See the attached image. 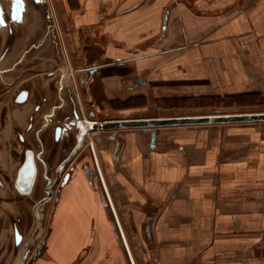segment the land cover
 <instances>
[{"label":"crops","instance_id":"crops-1","mask_svg":"<svg viewBox=\"0 0 264 264\" xmlns=\"http://www.w3.org/2000/svg\"><path fill=\"white\" fill-rule=\"evenodd\" d=\"M58 2L84 101L101 118L264 99V0ZM39 93L48 92L32 87L29 102ZM153 130L94 134L125 240L83 176L32 264H264V122Z\"/></svg>","mask_w":264,"mask_h":264},{"label":"rangeland","instance_id":"rangeland-1","mask_svg":"<svg viewBox=\"0 0 264 264\" xmlns=\"http://www.w3.org/2000/svg\"><path fill=\"white\" fill-rule=\"evenodd\" d=\"M29 2H30V7L26 14L25 20L23 23L19 24L20 26L16 25L15 27L16 32L14 35L18 39H20L23 43L29 44L32 40L27 41L28 35L34 38L36 35L41 36L46 32V35H48V42L46 47L43 48L42 52L34 56L32 59L28 57L27 60H24L18 65L20 69L6 76L7 80L9 79L13 80L14 84L12 86H7L0 82V101L15 102L13 99L15 92L20 88L27 87L28 85L31 88L36 87V89L42 87L47 89L48 92L46 94L48 98V101L46 102V109H49L52 104L57 102H59V104L62 105L59 108L58 117H59V123H63L64 127L66 125H70V123L68 122L69 119L71 121L77 120L75 118V114L73 111H77L79 113L80 118L82 119L100 121V117L98 116L91 117L89 115L88 111L90 109L95 110L97 112L94 105H92V102L84 101L82 94V87L85 89L86 83L84 81L81 82V80L79 79L78 76L79 73L75 65L73 64V60L71 59L70 53L68 51V45L63 39V35H62L63 30L59 19L58 0H45V5H39V6H34L31 1ZM8 3L9 2L7 1V4ZM33 9L34 10L39 9L42 11V13H44L45 10L47 9V12L51 14V17L46 18L43 16L41 19L39 18L38 21L36 22V20H34L31 17L30 10L33 11ZM30 17L32 18V20ZM23 29H25V31L27 32L26 33L21 32V30ZM53 32L57 35V40L59 42V59L54 54L55 45L53 42H51ZM28 65H31L32 67L31 70L24 71L23 70L24 66L27 67ZM51 71H53V73L49 74V72ZM57 86H59V98H57V88H56ZM63 102L65 103L63 104ZM32 103L33 102H30L29 105L32 106ZM214 105L216 106H213L208 109L209 113H213L217 111H221V112L264 111L263 98L253 99L250 102H216ZM27 107L28 105L25 106V108ZM73 124L74 126L73 128L69 129L68 135L64 136V138L59 142H56L52 137L51 127L48 128L46 132L42 134L46 144L49 145L48 148L50 149L52 148L53 150L57 148L59 151V155H57L56 158L57 160L56 161L53 160V163L49 165V171H48L49 176H53V177L55 176L56 164L60 162V160L63 159L69 153L70 149L76 143L78 131H77V127L75 126V123ZM97 131L100 130L97 129L94 131H90V133L86 137L83 148L76 154V156L71 161L73 165H70L69 163L66 166L65 171L71 174L70 177L71 180L69 181V183L63 184L64 188L62 192L59 191V196L60 195L63 196L65 193H67L69 189V185H71L73 181H78V180L81 181L80 179L81 178L83 179L84 175H83V171L79 168V161L85 151L89 152V158L91 159V162L95 168L96 173L98 174L95 159L90 147L91 140L94 141L95 147H97L96 139L94 136V134ZM28 146L33 147L35 150L39 149V143L37 142V139L34 136L28 143H22L18 140L17 136H11V135L9 136L7 133L3 132L0 129V161H1L0 165L3 168L1 172L5 178L10 179V182H12V180L14 179L17 167L19 166L20 162L23 159L24 149L25 147ZM44 156L46 158L48 157V155H44ZM2 161L5 164H2ZM100 164L103 169V164L101 161ZM74 165L77 166V169L75 171L71 169V167ZM45 183H46V178L44 176V170L42 165L39 164L38 186L31 194L23 195L19 193L12 186V183H10L7 187H0L1 195L7 194L9 191L10 192L9 194L11 195L13 194L15 196L16 202L14 207L12 208V210H14V213H12L13 217L16 218L19 215L23 216V214L26 213L25 216L26 218L24 219L25 221L22 224L23 230L27 237L26 239H28V236H30V234L32 233L35 227V222L31 214L32 204L34 203L35 200L46 194ZM98 185H99L98 187H100L102 184L100 185V182L98 181ZM101 188L104 191L103 187ZM104 194L106 196L105 191ZM105 198L107 201L106 202L107 205L109 206L111 211H113L107 200V196ZM52 207H53V203L50 202L48 205L44 206L41 209L43 229L38 239V242H40V240L46 238L49 235L50 227H51L50 223L52 218ZM2 209L7 210V208H1L0 210ZM113 218L116 224V228L118 230L117 221L114 216ZM0 241L6 243L12 242L11 225H9L7 234L3 235ZM21 244H23V242ZM33 248H35V246ZM14 252L16 254V258H18V255L20 253V247L15 246ZM33 260H35V257L33 256V253L31 251L27 256L26 264H32Z\"/></svg>","mask_w":264,"mask_h":264},{"label":"flooded vegetation","instance_id":"flooded-vegetation-1","mask_svg":"<svg viewBox=\"0 0 264 264\" xmlns=\"http://www.w3.org/2000/svg\"><path fill=\"white\" fill-rule=\"evenodd\" d=\"M7 1L9 2L8 4H7ZM23 1L25 3V9L23 10L22 18L17 19L13 16L15 0H0L1 16L4 21L3 23H0V82L7 86H12L14 82L13 80H10V79L7 80L6 76L20 69L18 65L24 60H27L28 57L32 59L34 56L42 52L43 48L46 47L47 42H48V35H46V32L42 34L41 36L36 35L34 38L28 35L27 41L32 40L29 44L23 43L20 39L15 37L14 35L16 32L15 27L16 25L18 26L19 24L24 22L26 14L30 7L29 1H31L34 6L45 5V0H23ZM35 10L38 13L41 12V14L46 18L51 17V14L47 12V9L45 10L44 13H42V11L39 9H35ZM21 32L26 33L27 31L23 29L21 30ZM51 42H53L55 45L54 54L59 59V42L57 40V35L54 32L52 33ZM31 68H32L31 65H28L27 67L24 66L23 70L30 71ZM52 73L53 71L49 72V74H52ZM56 88H57V98H59V86H57ZM30 89L31 87H29V85L27 87L18 89L13 96V99L15 102H1L0 101V129L3 132L7 133L9 136L10 135L17 136L18 140L22 143H28L34 136L37 139V142L39 143V149L35 150L33 147H30V146L25 147L23 159L20 162L19 166L17 167L16 173H15V176L12 182H10V179H7L3 176L1 172L3 168L0 165V187H7L10 183H12V186L19 193L23 195L31 194L38 186L39 164H40L43 167L44 176L46 178L45 187H46V194H47L49 190L47 188L48 182L49 180H51L52 184L55 182L57 178V168L62 159L55 166V176L54 177L49 176L48 175L49 165L53 163V160L54 161L57 160L56 158H57V155H59V151L57 148L55 150H53L52 148L51 149L48 148L49 145L46 144L45 140L43 139L42 134L46 132L48 128L51 127L52 137L54 138L56 142H59L60 140L64 138V136L68 135L69 129L66 128V129L61 130L60 135H59V126H63V123H59L58 112H59V108L61 107V104H59V102L52 104L49 109H46V102L48 101V98L46 95L41 96V93H39L40 94L39 101L33 102L32 106L29 105ZM20 96L21 97L24 96V98L20 99L19 98ZM26 105H28L27 108H25ZM68 122H71V120L69 119ZM44 155H48V157L46 158ZM31 159L34 165L33 183L29 190L21 191L17 187V183L20 182L22 185L26 184V182H24L25 179L21 180V169L24 168V166L28 165L29 173H32V168H31L32 166L30 165ZM3 161H2V164H5L3 163ZM71 161L69 163L70 165H73ZM79 168L83 171V175L85 176L87 183L91 187L99 189L101 192V197L103 201L106 200L105 197L107 196V194L105 196L104 194L105 190L103 191L101 188L103 187L101 178L99 174H97L95 171V168L91 162V159L89 158L88 151H85L84 154L82 155L79 161ZM71 169L75 171L77 169V166L74 165L71 167ZM29 176H31V174H29ZM70 177H71V174L67 173L64 169L61 175V178L56 183L52 197L50 198L48 202H46L44 205H42L39 208V211L44 206L52 202L53 203L52 215H53L55 209L57 208L58 203H60L62 200V196L61 195L59 196V191L60 192L63 191V188H64L63 184L69 183V181L71 180ZM98 181L100 182V185L102 184L100 187H98L99 186ZM2 192H5V191H2ZM9 193L10 192L8 191L7 194H4V195L0 194V209L7 208V210L5 209L0 210V239L2 238L3 235L7 234L9 225H11L12 226V242L6 243V242L0 241V264H16L17 263L18 258H16L14 247L19 246L20 251H21L22 247L25 245V243L28 241V239L32 235L36 227V220H35V216L33 212L34 205L36 202H38L43 197L41 196L40 198L35 200L34 203L32 204L31 214L35 222V227L32 233L30 234V236H28V239H26L27 237L22 227V224L25 221L24 219L26 218L25 217L26 213H24L23 216L19 215L16 218L13 217L12 213H14V210H12V208L14 207L16 200H15V196ZM107 200H108V197H107ZM39 216H40V213H39ZM40 220H41V231H40L39 237L43 229V221L41 217H40ZM18 234H20V239L18 238ZM38 239L30 247V252L32 251L33 256L35 258L40 254L41 250H43V248L45 247L47 243L46 238L40 240V242H38ZM22 242L23 244H21ZM40 245L41 247L39 248ZM34 246L35 248H33ZM35 252H37V254H35ZM26 263H27V257L25 259L24 264Z\"/></svg>","mask_w":264,"mask_h":264},{"label":"water","instance_id":"water-1","mask_svg":"<svg viewBox=\"0 0 264 264\" xmlns=\"http://www.w3.org/2000/svg\"><path fill=\"white\" fill-rule=\"evenodd\" d=\"M25 9V3L23 0H15L14 6V17L17 19H21L23 15V10ZM3 18L1 16L0 9V23H3ZM95 68L91 69V73L95 72ZM79 79L82 81H86L85 74H81V69H77ZM25 95V93H24ZM20 99L24 98V96H20ZM87 100V98H86ZM65 102H63L64 104ZM62 106V105H61ZM89 115L91 117H100V121L90 120V122H86L85 119L80 118L79 113L77 111L74 112L76 121L69 122L70 125H66L65 127L59 126V135L61 130L63 129H71L75 126L77 127V138L76 143L70 149L69 153L61 160L59 166L57 168V178L55 182L52 184L51 180H49L47 188L49 189L47 194L43 196L38 202L34 205V216L36 220V227L22 247L16 264H24L26 257L30 252L31 245L39 238V234L41 231V220L39 216V208L44 205L46 202L50 200L52 197L53 191L55 189L57 181L61 178V175L65 169V166L73 159V157L83 148L85 144V140L90 131L94 130H103V131H115L119 129H130V128H144L147 131H151L154 135L155 131L153 128L163 127V126H176V125H202V124H224V123H246V122H264V111H244V112H214L207 114H191L185 115L181 114L177 111H174L172 115L169 116H155V117H114V118H101L95 110L90 109ZM114 137V134L111 135ZM99 137L97 136V139ZM30 165L32 166V173H29V166H24L21 169V180L25 179V185H22L20 182L17 183V187L21 191H27L31 188L34 179V165L32 159L30 160ZM31 176H29V174ZM18 238L20 239V234H18ZM41 245L39 246V248ZM37 254V252H35Z\"/></svg>","mask_w":264,"mask_h":264},{"label":"built area","instance_id":"built-area-1","mask_svg":"<svg viewBox=\"0 0 264 264\" xmlns=\"http://www.w3.org/2000/svg\"><path fill=\"white\" fill-rule=\"evenodd\" d=\"M92 105H94V103H92ZM93 143H94V141L91 140V141H90L91 151H92L93 156H94V159H95V163H96V166H97L98 174H99V176H100V178H101V181H102V184H103L104 190H105V192H106V194H107V197H108V200H109V202H110V196H109V193H108V191H107L106 185H105V183H104V181H103V178H102L101 170H100L99 165H98V162H97V156H96V152H95V150H94ZM111 207H112V205H111ZM116 221H117V220H116ZM118 225H119V224H118ZM118 227H119L120 233L123 235L122 230H121V228H120V225H119Z\"/></svg>","mask_w":264,"mask_h":264},{"label":"bare ground","instance_id":"bare-ground-1","mask_svg":"<svg viewBox=\"0 0 264 264\" xmlns=\"http://www.w3.org/2000/svg\"><path fill=\"white\" fill-rule=\"evenodd\" d=\"M85 121L86 122H90V120L89 119H85ZM93 146H94V144H93ZM94 150H95V148H94ZM97 162H98V165H99V168H101V165H100V162H99V160H98V157H97ZM101 170V169H100ZM101 174H102V178H103V181H104V183H105V185H106V188L108 189V186H107V184H106V181H105V178H104V175H103V171L101 170ZM108 192H109V190H108ZM109 196H110V193H109ZM113 200H111V198H110V205H112V209H113V211H114V213H115V217H116V220H117V224H119L120 225V228H121V224H120V221H119V219H118V217H117V214H116V208H115V204L112 202ZM64 208V207H63ZM62 212H63V210H62ZM39 213H40V217H41V209H40V211H39ZM118 225V226H119ZM123 233V232H122ZM122 237H123V239L125 240V235H124V233H123V235H122ZM131 256H133V255H131ZM133 259H134V257H133Z\"/></svg>","mask_w":264,"mask_h":264}]
</instances>
